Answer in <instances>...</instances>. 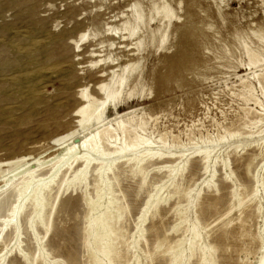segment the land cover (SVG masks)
Wrapping results in <instances>:
<instances>
[{
	"label": "rangeland",
	"instance_id": "rangeland-1",
	"mask_svg": "<svg viewBox=\"0 0 264 264\" xmlns=\"http://www.w3.org/2000/svg\"><path fill=\"white\" fill-rule=\"evenodd\" d=\"M156 3L159 7L168 4L174 14L161 31ZM139 11L144 23L132 38L128 23L134 22ZM164 32L168 38L163 45L151 40L152 33L159 36ZM183 50L191 58H186L182 69L177 58ZM248 53L258 55V66H249ZM50 65L64 69L58 73L42 70ZM24 71L34 72L38 99H27L26 87L14 80ZM111 72H116V78L124 72L132 74L123 85L120 102L107 105L104 117L113 119L134 111L128 116H133L132 123L140 118L145 121L139 132L165 143H155V151L161 149L164 155L147 165L145 184L141 173L130 171L133 161L116 165L118 179L110 176L116 208L113 229L120 250L115 264H171L176 256V264H199L202 248L215 242L219 247L213 255L217 264H264V0H0L1 194L4 181L22 169L13 171L14 167L4 163L7 159L41 154L48 159L49 169L57 160L51 158L61 152L55 139L75 130L83 135L85 129L96 128L95 120L78 123L79 92L86 88L103 99L104 92L98 87L113 77ZM239 74L249 76L242 82ZM64 96L69 97L67 102H63ZM228 133L237 136L218 141ZM188 142L212 151L208 170L200 156L183 148ZM182 153L186 154L183 160L187 156L190 160L183 175L177 176L179 189L173 194L172 171L183 161ZM132 154L128 157L137 152ZM171 155L175 158H169ZM98 163H92L87 185L61 194L46 238L42 222H49L51 205L35 231L30 228V206L18 220L21 249L31 257L30 262L15 250L18 238L10 227L0 240V249L8 246L0 264L33 263L38 240L50 253L51 264H97L102 255L89 241L88 221L108 200L107 191L101 197L96 195L93 169ZM213 169L216 174L209 189L205 182ZM230 172L233 177L226 179ZM158 188H162L155 196L161 200L159 211L154 217L149 214L144 237L133 249L132 243L139 240L138 218ZM201 188L199 200L190 203ZM56 189L47 198L50 204L55 201ZM89 198H93L90 204ZM9 199L2 217L17 201L15 196ZM119 206L125 209L122 213ZM194 221L200 224L201 234L188 260ZM11 248L12 253L8 251ZM182 253L186 256L183 260Z\"/></svg>",
	"mask_w": 264,
	"mask_h": 264
},
{
	"label": "bare ground",
	"instance_id": "bare-ground-1",
	"mask_svg": "<svg viewBox=\"0 0 264 264\" xmlns=\"http://www.w3.org/2000/svg\"><path fill=\"white\" fill-rule=\"evenodd\" d=\"M157 6L159 9H156L157 13L156 12L155 13L160 17V27H159L160 29L159 30L161 31L163 26H167V27L169 26V24L171 23L173 19L174 14H173L172 9L168 6V4L164 3L160 7L157 4ZM159 17L157 18L159 19ZM154 18L158 20L156 17ZM133 19H134V22L131 23L130 21L128 23L129 28H127L129 30L128 36L132 38L133 36H135V34L138 33V28L140 27L141 24L144 23L145 18L142 15V12L140 13L139 11L137 12V14L135 15ZM85 35H83V37ZM157 36L158 35L156 33H152V35H150L151 40L153 42L155 41L159 42L160 45H163L166 42V39L168 38V35H166L165 32L161 33L158 37ZM142 37H143L142 35L139 36L138 44H141ZM248 54H249V63H248L249 66L250 65L251 66L253 65L255 67L256 65L258 66V64L260 63L258 55L256 53H248ZM188 56H190L189 52H186L183 50L181 57L177 58V61H178L177 64L179 65L180 68L183 69V67L187 64L188 60L186 58H191ZM101 61L102 59L99 60L98 63ZM134 65L135 64H133L132 66ZM260 67H263V65L260 64ZM127 68H128V65L125 69ZM62 69H61V66L59 67L58 65H50V66L42 68V70H44L45 72L47 71L49 73H58ZM101 72L104 73L105 72L104 69ZM132 72H129L128 74L124 72L126 74L122 73V76H119V78H116V76H114L116 72L115 73L111 72L113 73V77L108 82H105V81L101 82V85H99L98 87L100 91L104 92L103 99H101V97L98 98L95 95H91L87 91L86 88L80 90L79 96L81 99H80L79 104L77 105V108L75 109V112L79 115L78 123L80 125H85L87 122L95 120L97 123V126L94 129L92 128L91 131L89 130V128L85 129L84 132L82 133L83 135H79V133H76L75 132L76 130H75L64 136H61L55 139L56 144L57 145L59 144V146H61L57 151L61 150V152L60 154L57 153L56 155L52 153L55 156L54 158L48 157V158H51V160L57 159L53 165L51 164L52 165L51 167L48 166L50 167L49 169H46V166H47L46 164L48 163V159L45 158L46 156H42L41 154L38 156H34V157H32L31 155L29 156L26 155V156H21V157L11 159L9 161L7 159L6 162H4L5 160L3 161L4 163H8V165L10 164L12 167H14L13 171L16 170L17 168H20V169L22 168V169L21 171H18L15 174H13L11 178L7 177L8 179L4 181L5 189L2 191V194L0 193V197L3 196V194L4 195L6 194L5 196H3V198H0V220L2 222V226H0V240H2L5 232L10 227L14 228V232L17 238L20 237L21 225L19 224L18 220L21 219L22 216H25V214L27 213V208L29 206L31 207L30 212H29L30 228L32 229V231H35V225L38 223V221L45 219L46 207L48 205H51L50 206L51 209H49L50 211H47L49 213L47 214L48 215L47 218H49L48 219L49 222L48 223L45 221L42 222L44 231H45L44 238H46L52 229L53 221H51V218L56 209V205H57V202L61 194L65 191H68L70 188H76L83 183L87 185L86 182H87L88 175L90 173L91 165H93L92 163L96 161V163L99 162L93 169L95 173L94 180H95L96 195L97 197H101L102 192L107 191L108 200L105 203V207L102 208V211L100 213L98 212V214L94 218H91L88 221V228H89L88 234L90 236L89 241L94 242L97 248L96 249L97 252L101 253L102 255L101 258L98 257V259H96L97 264H115V259L119 257L120 250L116 242L119 239V236L117 233H115L113 229V224L116 223V222H113V219L115 218L114 217L115 214H113V212L114 210L116 211V208L114 205L115 197L113 195L114 190L112 191L113 187H112V182H110L111 181L110 176L112 175L114 179H118L120 175V171L119 170L116 171V169L119 168V167L117 168L116 165H118V163H125V164L132 163L133 161L134 163L132 164L133 168L130 171L136 175L138 174V172L141 173L142 184H145L147 181V176H148L147 171H146L147 165L155 157L160 158L164 155V153L161 152V149H158V151H155V147H156L155 143H157L161 138L157 142H155L152 139L148 138L147 136L139 132V129L142 130L145 125L144 119L140 118L139 121L132 123L133 116L132 115L131 117H128V116L130 114H133L134 111H132L131 113L129 112V113L123 114V115L118 114V116L116 115L115 116L116 118H113V119L104 117L105 109L107 105L109 104L116 105L118 102H120L122 98V93H123V85L125 84L126 81H128V78L130 79ZM248 76L249 75H246V74L238 75V77L240 78L242 82L246 80ZM253 76L255 78H259L260 74L255 73ZM14 80L20 83V86H23V88L26 87L27 91H24V93H26L25 96L27 99H38L39 98L38 96L39 87L38 85L34 83V72L33 71H26V72L24 71V74L22 76L15 77ZM61 84L63 86H66V81L62 80ZM131 94H132V91L129 92V95ZM68 98H69L68 96H64L63 102H67ZM114 122L116 123V127H114L115 126L113 124ZM86 130H89V131L86 132ZM131 131H133L134 133H132ZM126 133H128V135H126ZM234 136H237V134L228 133L226 135H222L220 139L219 140L217 139V140L219 142L220 141L222 142L223 140H226L227 138L234 137ZM160 142L165 146V143L162 140H160ZM196 144H197L196 142H188L187 144H183V148H189L187 150H192L191 155L200 156L202 160L205 161V163L207 164L206 169L208 170V167H209L208 163L210 161L212 151L209 150L208 148L202 149L199 146L197 147ZM160 147L163 148L162 145ZM136 152L137 154H134L135 155L134 157L132 158L128 157L129 155H133L132 153H136ZM185 155L186 154L184 153L179 155L181 160H183ZM48 156H51V154L50 155L48 154ZM92 156H95V158H93ZM69 157H73V159ZM169 158H175V157L174 155H171V157ZM189 158L187 156L182 162L178 164V168L175 167L174 170L172 171L173 177H172V183L170 185L174 186L173 194L177 193V190L179 189V186L176 183V178L180 173L181 175H183L182 173L187 167V164L190 160ZM3 162H2V165H5L3 164ZM180 164H182L183 166L181 165L180 167ZM223 164L227 166V161H223ZM215 174H216V170L213 169L210 173L209 179L205 182L206 186L209 189L214 183L213 179L215 177ZM232 175H233L232 172H230L229 174H227L226 179L233 177ZM55 186L57 189L55 188ZM53 189H56L57 191H56L55 197H53L55 198V201L53 202V204H50L47 198H49ZM161 189L162 188L160 189L158 188L157 194L156 195L154 194V197L153 195L151 196V198L147 201L146 205L141 211V215L138 218L139 222L137 223V230L139 232V240H137L136 242L134 241L132 243L133 249L136 248V246L139 244L140 238L144 237V231L146 230L144 224L147 221L149 214H151L152 217H154L159 211V207H160L159 204L161 200H159V198L155 196H158L159 194L158 192H160ZM201 191H203L202 188L199 189V191L196 194V198L192 199V202L190 201V203L194 204L199 200ZM187 195H190V193L188 192ZM14 196L17 197V201L14 202V204L11 205V208L8 209L9 210L8 214L5 217H2L1 213L4 211L6 207L7 199L9 197L11 199ZM190 199H191V196H190ZM86 201L88 202V204H90V202L93 201V198L86 199ZM96 208L97 207H95V209ZM117 210L122 213V210H125V209L119 206ZM199 225L200 224L197 221H194L190 226V230L192 231L190 232L193 233V236L189 244L188 260H190L193 257L194 255L193 247L195 246L193 243L195 242L196 238L199 239V236H200L199 233L201 234V232L199 231L200 229ZM215 243H213L212 245L208 247L204 246V248H202L201 261L199 262V264H208V263L217 264L215 259H213L214 258L213 255L218 251L219 247ZM16 244L17 246L15 245L16 246L15 250H17L20 253L22 259H24L25 261L27 260L28 262L31 257H28L27 252L25 253L23 252L24 249L23 250L21 249L22 241L19 240V238ZM37 244H38L37 257L35 258L34 256L35 260L31 264H37V262L39 261L40 263L43 262L44 264H51L52 261L50 260V253L46 252V250L44 249V245H43L44 243L38 240ZM7 247L8 246L0 249V258L2 260H5L4 256L6 253H8V252L5 253V251L7 250ZM8 251H10V253L14 252L13 249L8 250ZM184 254L181 256L182 258L180 259L183 260V258L186 257ZM93 255H98V254L94 252ZM177 258L179 257L176 256L174 259H172L171 264H174V263L176 264V260L178 261ZM32 261L33 260L31 259V262ZM54 261L58 262L57 260H54ZM2 264H5V261H3Z\"/></svg>",
	"mask_w": 264,
	"mask_h": 264
}]
</instances>
